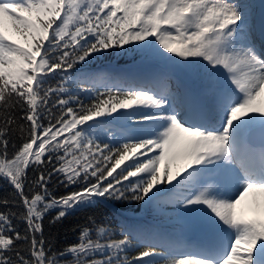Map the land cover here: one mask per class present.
I'll return each mask as SVG.
<instances>
[{"label": "snow or ice", "instance_id": "snow-or-ice-1", "mask_svg": "<svg viewBox=\"0 0 264 264\" xmlns=\"http://www.w3.org/2000/svg\"><path fill=\"white\" fill-rule=\"evenodd\" d=\"M259 40L246 0H0V205L23 208L0 211V264H264V24ZM130 54L162 68L91 70ZM196 71L199 95L176 77ZM54 178L77 187L52 196ZM110 202L171 205L207 239L117 238L93 217L61 251L45 237L50 210Z\"/></svg>", "mask_w": 264, "mask_h": 264}, {"label": "trees", "instance_id": "trees-1", "mask_svg": "<svg viewBox=\"0 0 264 264\" xmlns=\"http://www.w3.org/2000/svg\"><path fill=\"white\" fill-rule=\"evenodd\" d=\"M253 2L254 0H250ZM91 70L99 69H111V70H125L130 75L138 76L137 68L145 69L148 74L158 72L161 70L162 65L154 58L144 59L139 55H128L127 57H121L119 55L109 56L107 58L102 57L99 61L90 66ZM176 85L173 83V88ZM82 99H86L84 94H81ZM21 123H25L21 121ZM47 124V121H44ZM13 142L16 148H19L23 143L19 133L13 137ZM15 149H9L11 155ZM29 182L34 175L31 168L28 170ZM115 175V174H114ZM50 192L52 196L60 197L66 195L68 192L75 190L77 186L65 187L59 183V180L54 178V182L50 184ZM13 187L2 177H0V199L8 198L12 199ZM30 195V193H29ZM18 199V198H17ZM161 205L170 210L158 212L153 211L151 208H147L142 204L132 203L126 207L121 203L110 202L108 204H98L93 208L76 211L73 214L67 216L63 222L56 225H51L49 221L56 215L58 210L49 211L44 219V235L50 239L53 243L54 250L61 251L68 245L78 243V237L80 230L83 227L92 228L94 225L90 222L89 217H93L97 224L111 225L117 230V238L123 234V230H132L135 232L138 239L155 240L158 237H168L173 241L174 246L177 249H183L186 244L178 239L179 236H185L190 230L189 225L180 220L172 209L171 205L161 203ZM9 208L14 212H22V207L15 205H9L5 207L0 205V211L6 212ZM18 223L20 230H23L25 225ZM136 241L133 240V243ZM135 253H133L134 255Z\"/></svg>", "mask_w": 264, "mask_h": 264}, {"label": "rangeland", "instance_id": "rangeland-1", "mask_svg": "<svg viewBox=\"0 0 264 264\" xmlns=\"http://www.w3.org/2000/svg\"><path fill=\"white\" fill-rule=\"evenodd\" d=\"M257 1L262 2V1H264V0H255V1L251 4V5H252V8H253V17H254V18H253V23H254L255 28H256V43H257V45H260L258 39H259V29H260V27H261V24H264V5H263V7H262L261 14L255 17V15H254L255 12H256L255 10H256L257 7H258V5H257ZM213 71H215V70H213ZM191 73H193V72H191ZM142 75H144V73H141V76H142ZM192 75H193V77H192L191 80L194 81L195 87H194V84L192 83V85H188L189 87H186V88L190 89L193 93L199 95V93H200V91H201V89H202V87H203V81H199L198 78H199V77H203V73H202V72H198V71H196V72H194ZM188 81L190 82V80H188ZM190 86H192V87H190ZM184 87H185V86H184ZM206 103L209 105V111H210V102H206ZM210 115H211L213 118H215V119H214V120H215V123H214L213 126H217V127H218L219 116H221L222 113L219 114V115H217L215 112H211V111H210ZM257 115H258V114H257ZM154 154H155V153H153V155H154ZM145 159H146V157H145ZM127 163H131V161H127V162H125V165H122V167H125V166L127 165ZM117 171H120V169H118ZM173 171H174V172L176 171V168H175V167L173 168ZM246 204H247V201L245 202V205H246ZM123 205L126 207V206L129 205V204L124 203ZM151 209H152L153 211H155V210H157L158 212L167 211L168 213H171L170 210L165 209L161 204L154 205L153 207H151ZM54 210H58V209H52V210H50V211H54ZM175 215L178 217V215H177L176 212H175ZM251 217H252V214H249V218H251ZM178 218H179V217H178ZM179 219H180V218H179ZM180 220H181V219H180ZM182 221H184V222H185L186 224H188V225H197V224L200 223V222H198V221H193L191 218H188V219H185V220H182ZM198 233H199L200 235H204V236H207V235H208L207 229H206L202 224H200V225L198 226ZM197 240L201 243L200 238H197ZM222 243H223L224 245H227V243H228L227 239H226V238H223V239H222ZM130 255H133V253H130Z\"/></svg>", "mask_w": 264, "mask_h": 264}, {"label": "water", "instance_id": "water-1", "mask_svg": "<svg viewBox=\"0 0 264 264\" xmlns=\"http://www.w3.org/2000/svg\"><path fill=\"white\" fill-rule=\"evenodd\" d=\"M176 77L182 79V81H186L188 75L186 72H177Z\"/></svg>", "mask_w": 264, "mask_h": 264}]
</instances>
